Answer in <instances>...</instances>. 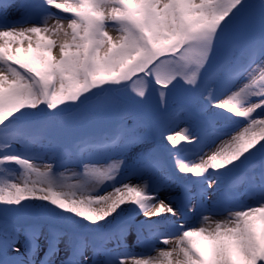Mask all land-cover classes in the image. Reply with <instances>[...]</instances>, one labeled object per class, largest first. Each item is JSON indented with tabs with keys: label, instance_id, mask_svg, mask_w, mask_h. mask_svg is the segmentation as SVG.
<instances>
[{
	"label": "snow or ice",
	"instance_id": "6c2138e0",
	"mask_svg": "<svg viewBox=\"0 0 264 264\" xmlns=\"http://www.w3.org/2000/svg\"><path fill=\"white\" fill-rule=\"evenodd\" d=\"M0 264H264V0H0Z\"/></svg>",
	"mask_w": 264,
	"mask_h": 264
},
{
	"label": "rangeland",
	"instance_id": "374dc122",
	"mask_svg": "<svg viewBox=\"0 0 264 264\" xmlns=\"http://www.w3.org/2000/svg\"><path fill=\"white\" fill-rule=\"evenodd\" d=\"M64 15H67V14H64ZM113 36L116 35L115 32H112L111 33ZM63 171V169H61ZM244 192H245V188L242 186V185H235L233 186L231 183H227L225 185V193L229 196H232L233 198H235L237 201H244V202H247V203H252V201L250 200H245V197H244ZM212 199H216L215 196L212 197ZM127 246L130 250L134 251V252H141L142 249L140 246H138L136 243H135V236L134 234L131 235L129 237V240L127 242ZM156 247L158 248H161V247H167L163 244H160V243H157L156 244Z\"/></svg>",
	"mask_w": 264,
	"mask_h": 264
}]
</instances>
